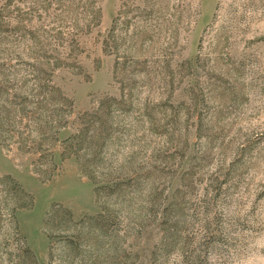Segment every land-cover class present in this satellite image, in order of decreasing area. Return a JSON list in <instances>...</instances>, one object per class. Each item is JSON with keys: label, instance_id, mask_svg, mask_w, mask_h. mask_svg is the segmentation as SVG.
Instances as JSON below:
<instances>
[{"label": "rangeland", "instance_id": "obj_1", "mask_svg": "<svg viewBox=\"0 0 264 264\" xmlns=\"http://www.w3.org/2000/svg\"><path fill=\"white\" fill-rule=\"evenodd\" d=\"M0 264H264V0H0Z\"/></svg>", "mask_w": 264, "mask_h": 264}]
</instances>
